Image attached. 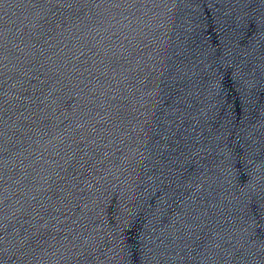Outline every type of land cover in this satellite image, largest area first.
Segmentation results:
<instances>
[{
    "label": "water",
    "instance_id": "water-1",
    "mask_svg": "<svg viewBox=\"0 0 264 264\" xmlns=\"http://www.w3.org/2000/svg\"><path fill=\"white\" fill-rule=\"evenodd\" d=\"M0 264H264V0H0Z\"/></svg>",
    "mask_w": 264,
    "mask_h": 264
}]
</instances>
